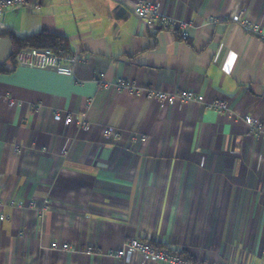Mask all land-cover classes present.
Returning a JSON list of instances; mask_svg holds the SVG:
<instances>
[{
  "label": "crops",
  "instance_id": "0c3cea01",
  "mask_svg": "<svg viewBox=\"0 0 264 264\" xmlns=\"http://www.w3.org/2000/svg\"><path fill=\"white\" fill-rule=\"evenodd\" d=\"M137 1L26 0L5 12L0 30L60 34L79 59L70 75L16 66L0 36V264H162L110 254L132 237L205 264H264V140L243 120L264 121V43L237 18L264 32V0H140L187 21L186 40L148 29ZM98 76L136 91L103 89ZM147 87L227 108L159 102ZM56 108L85 112L89 127L54 120Z\"/></svg>",
  "mask_w": 264,
  "mask_h": 264
},
{
  "label": "built area",
  "instance_id": "2783aa9c",
  "mask_svg": "<svg viewBox=\"0 0 264 264\" xmlns=\"http://www.w3.org/2000/svg\"><path fill=\"white\" fill-rule=\"evenodd\" d=\"M26 4V0H0V28L4 27L3 16L8 9L19 8ZM133 12L140 18L142 23L152 31L163 30H176L179 33L181 40H186L188 36V30L190 24L185 20H180L172 16H168L159 11L158 7L151 2L137 1L134 4ZM238 24L250 35H253L264 43V32H261L257 24H253L247 18H245L243 10H238L237 14ZM236 18V19H237ZM212 22H216L217 19H210ZM78 54L74 51L57 49L52 50L50 48H36L28 47L19 50L15 56V64L20 67L29 68H52L60 74L70 75L73 73L75 64L78 62ZM96 82L100 84L103 89H111L114 91H120L121 89H127L129 92H135L136 86L132 81L125 78H118L113 82L104 81L101 76H98ZM144 94L148 98H152L159 102L174 103V102H186L195 101L197 103L205 105L207 108L214 111L222 112L226 110V102L223 99H215L211 101H205L204 97L197 92L190 89H183L175 92H168L163 90H156L153 88H144ZM92 98L86 100V107L90 105ZM53 118L56 121H62L65 124H70L77 120L80 128L87 129L89 122L85 118V112L73 113L67 112L60 108L53 110ZM245 124L248 126L250 132L258 138L264 140V121L255 118L249 114L243 116ZM102 133L105 137L118 136L119 130L110 126H105L102 129ZM22 205V202L11 201V204ZM49 202L43 200L39 206L40 211L48 209ZM30 208H35L34 201L29 202ZM3 219V215L0 213V220ZM52 247L60 250L69 249L68 244L52 243ZM127 252H137L143 257L160 262L162 264H205L186 258L176 251H172L167 247H157L148 240H142L137 237H132L125 240L119 248L112 251L110 254L114 257H123Z\"/></svg>",
  "mask_w": 264,
  "mask_h": 264
},
{
  "label": "trees",
  "instance_id": "16d2710c",
  "mask_svg": "<svg viewBox=\"0 0 264 264\" xmlns=\"http://www.w3.org/2000/svg\"><path fill=\"white\" fill-rule=\"evenodd\" d=\"M0 36H9L12 42V60H14L15 54L23 49L28 47L36 48H50L52 50L64 49L68 50L65 39L57 33L42 31L29 36H18L12 31L0 30ZM186 257L183 253H178ZM187 258V257H186Z\"/></svg>",
  "mask_w": 264,
  "mask_h": 264
}]
</instances>
